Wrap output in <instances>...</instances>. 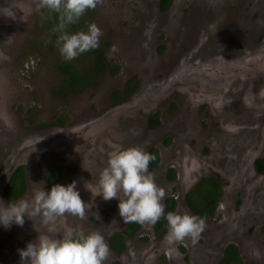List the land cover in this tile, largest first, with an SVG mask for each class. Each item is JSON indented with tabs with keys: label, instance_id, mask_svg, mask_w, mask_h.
Instances as JSON below:
<instances>
[{
	"label": "rangeland",
	"instance_id": "rangeland-1",
	"mask_svg": "<svg viewBox=\"0 0 264 264\" xmlns=\"http://www.w3.org/2000/svg\"><path fill=\"white\" fill-rule=\"evenodd\" d=\"M157 3L103 0L88 10L89 24L103 31L99 47L105 69L93 87L61 98L55 94L60 75L55 72L54 42L44 31L46 24L52 31L58 21L42 20L35 0H0V192L13 165L23 166L26 187L16 202H31L41 188L48 192L56 184L67 186L75 180L87 205L83 220L65 215L45 223L37 216L25 217L22 227L0 225V264H21L19 250L28 243H38L40 236L62 239L69 227L85 234L99 232L105 241L123 229L119 201H105L96 194L111 155L130 147L164 153L154 178L166 196L177 198L174 213L194 215L184 194L208 175L211 153H227L230 189L228 196L220 197L222 210L204 217L207 227L198 243L186 239L170 245L167 233L150 240L151 225L145 224L137 239L129 241L127 255L111 254L105 264H154L159 253L167 254V264H211L213 254L215 260L231 242L239 243L244 257L260 264L262 247L257 242L264 245V185L254 184L251 165L264 158V61L256 67L261 85L239 84L227 78L231 73L223 51L240 50L236 43L241 39L243 48L253 46L257 35H248L249 29L264 21V0H175L165 13ZM235 14H243L238 27L231 22ZM262 25L263 39L252 53L264 52ZM211 47L221 51L206 54ZM49 48L53 50L47 52ZM116 66L117 72L111 73ZM240 74H252L249 65ZM133 77L138 87L112 105V93L123 94ZM155 113L157 124L150 126L149 117ZM218 127L228 128L222 146L211 135L219 133ZM28 144L33 146L22 149ZM196 144L201 155L193 151L192 156ZM174 148L177 155L170 153ZM170 166L176 174L173 184L162 182ZM53 171L56 178L50 185L46 174ZM182 245L187 260L176 247Z\"/></svg>",
	"mask_w": 264,
	"mask_h": 264
},
{
	"label": "clouds",
	"instance_id": "clouds-1",
	"mask_svg": "<svg viewBox=\"0 0 264 264\" xmlns=\"http://www.w3.org/2000/svg\"><path fill=\"white\" fill-rule=\"evenodd\" d=\"M102 3L103 0H35L42 20H51L52 14H56L58 22L52 33L58 34L55 45L65 61H72L99 47L103 31L95 23L89 24L87 31L74 34H70L68 28L78 23L86 11L94 10ZM155 159L139 147L114 152L100 173L96 196H102L105 201L118 200L119 215L124 223L154 226L163 217L167 220L166 240L170 245L186 239L196 244L207 227L206 219L187 213L168 212L165 215L162 201L166 192L149 172V164ZM86 208L74 180L67 186L56 184L48 192L41 188L31 202L22 199L4 205L0 201V225L6 229L12 224L22 227L25 217L32 220L37 216L45 223L65 215L83 220ZM110 254V248L99 232L85 234L83 230L70 227L62 239L40 236L38 243H28L19 250L21 264H105Z\"/></svg>",
	"mask_w": 264,
	"mask_h": 264
},
{
	"label": "flooded vegetation",
	"instance_id": "flooded-vegetation-1",
	"mask_svg": "<svg viewBox=\"0 0 264 264\" xmlns=\"http://www.w3.org/2000/svg\"><path fill=\"white\" fill-rule=\"evenodd\" d=\"M159 1V0H158ZM263 1V0H262ZM175 0H171L169 6L167 7L166 10L164 11H161L163 13L167 12L170 10V8L172 7V5L174 4ZM157 9H158V3H157ZM159 10V9H158ZM235 16H232L231 15V22L233 21V23H236L237 24V27L240 23V18H243V14L239 15V14H235ZM264 18V14H261ZM257 22V21H256ZM255 22V25L252 26V28L249 29V34L248 35H251V34H256L257 37L256 39L253 41V46H250L249 48H243V42H245L244 40H240L239 42H237L236 44L239 45V49L240 50H237V51H232V50H228V51H223L225 52L226 54L224 55V60L227 62L225 63L226 65H228L229 70H230V75L227 77L228 79L232 78V79H235L237 81V83H250V84H256V85H261L262 82H263V78L261 77V75L259 73H257V66L261 63H263L264 61V52L263 53H252V51L254 50V48L262 41L263 39V28H262V22L264 24V21H261V22ZM257 24V25H256ZM229 36V34H228ZM217 42V41H216ZM250 44V43H249ZM252 45V44H251ZM241 46L243 49H241ZM160 49L162 50L163 47L161 46ZM164 50V49H163ZM195 50H197V48H195ZM221 50H215L211 47V49L207 52L206 51V54H214V56L217 54L216 52H220ZM219 55V54H218ZM207 59H210V57H207ZM246 65H249V68L251 69V72L252 74H248V75H241L240 73L242 71H245L246 70ZM225 71V69H224ZM228 71V69H227ZM232 81V80H231ZM264 86V85H263ZM259 98V97H258ZM170 106V104H169ZM171 109L173 110H176V103L175 104H171ZM192 119V117H191ZM192 121V120H191ZM219 129V133H216V131H214L211 135L214 136V139H216L217 141V144L218 145H224L223 143L225 141H221L224 139V135L227 136L226 133H228V128H223V127H218ZM235 134V133H234ZM206 146L209 148H211V144L209 142H206ZM151 149H154V155L156 156V161H155V166L153 167V169H149V172H151L153 175L157 174V171L158 169L161 167L162 165V155H164V153H160L157 149L153 148V147H150L146 150V152L149 153V151ZM163 149H165V146H163ZM199 149V145L196 144V146L191 150L192 152V156H193V151H197V154H200L201 155V151ZM170 153L172 155H177L178 153V149L177 148H174V149H171L170 150ZM233 160V159H232ZM233 162L235 163V160H233ZM261 162V163H259ZM229 165H231V161L230 159H228V155L227 153L224 151V150H221L219 152H216V153H211V155L207 158V174L206 176L200 178V180L197 182L196 185H194L189 191L185 192L184 194V199H185V202L187 204V207H189L188 203H187V200H186V196L188 193L190 192H194L192 194V196L194 198H197L198 195L200 194H206L207 192H215V200L212 202V205L208 207V210L212 212L211 216L213 214H215L219 209H221L220 207V204H219V200H220V197L221 196H224L227 194L228 196V193H229V189H227V186H228V182H229V179H230V174H229ZM149 167H151V164H149ZM251 172L252 174L254 175L253 177V181L255 182L254 184L255 185H264V158L263 157H259V158H256L254 159V161L252 162V165H251ZM176 179V174H175V170L173 167H167L165 168V170L163 171V174H162V182L164 181V183L166 182H169L170 184H173V181ZM262 179V180H261ZM55 181H53L54 183ZM53 183H51L50 185H52ZM252 184V185H254ZM7 185H5L6 187ZM4 187V188H5ZM236 189V188H234ZM254 189H258V188H254ZM171 190V188H170ZM240 192H242L241 190H239ZM244 191L247 193V190L244 189ZM166 192V191H165ZM264 192V187L262 188V191L260 193ZM167 194V193H166ZM250 194V193H249ZM255 194H258V193H255ZM21 198V197H20ZM18 198V199H20ZM17 199V200H18ZM168 199H172L173 202H167ZM176 199L177 198H174L173 195L171 196H166L164 198V200L162 201V203L165 205V215L167 214V211L169 209H171L170 211L171 212H175V209H176ZM246 199V198H245ZM17 200H4L3 199V196H2V201L3 203L6 205L10 202L12 203H15ZM243 200V198H242ZM258 198H255L254 199V204L255 202H257ZM245 200H243L244 202ZM250 208V207H248ZM190 209V207H189ZM191 210V209H190ZM222 210V209H221ZM192 211V210H191ZM250 213H254L253 210H249ZM247 211V212H249ZM193 212V211H192ZM194 214V212H193ZM195 215V214H194ZM205 216H209L208 214L204 213V216H202L203 218ZM162 225V226H161ZM161 225L159 226H153L151 225V232H150V240L151 239H160L161 237L165 236L166 233H167V230H168V225L166 223H162ZM128 226V223H125V226L123 229H121L119 232H115V233H118V234H123V230ZM142 225L139 226V228L137 229V231L132 234V236H125V235H122L123 237V242H124V248L122 251H116V250H113L111 247H110V238L112 237V234L108 240L106 241V243L108 244L109 248H110V253L115 257V256H121L122 254L125 256V254L127 255L128 251H129V247H130V244H131V240L133 239H137L136 236H138L139 232H140V229L142 228L141 227ZM129 230V228H127ZM129 241H130V244H129ZM145 241V240H143ZM146 241H149V238L146 239ZM234 245L236 248H237V251H238V257L240 259V263L241 264H258L255 260H251L249 259L248 257H244V253L242 251V249L240 248V245L239 243H227L226 245L223 246V248H221L220 252L217 253V256H216V259H214V254L213 256L211 257L210 259V262L211 264H219L220 261L224 258V252H225V249L230 245ZM258 245H260L262 247V249H260V253L261 254V259L258 261L260 264H264V245L263 243H260V241L257 242ZM178 251L183 255V258L184 260H187V254H186V250L185 248H183V245L182 246H176ZM175 247V249H176ZM158 248L155 249V254L154 256L156 255V252H157ZM110 254V255H111ZM246 256V254H245ZM153 258H156L153 257ZM246 260V261H245ZM167 261H168V256L166 253H159L157 255V258L156 260H152L151 263H154V264H167Z\"/></svg>",
	"mask_w": 264,
	"mask_h": 264
},
{
	"label": "trees",
	"instance_id": "trees-1",
	"mask_svg": "<svg viewBox=\"0 0 264 264\" xmlns=\"http://www.w3.org/2000/svg\"><path fill=\"white\" fill-rule=\"evenodd\" d=\"M171 0H159L158 1V9L160 11H164L169 6ZM45 15L47 12L45 10ZM53 18L51 21H57L56 14H52ZM92 15L89 11H86L84 16L79 20L78 23L75 25H71L68 28V32L70 34H74L78 31H87V27L90 22V17ZM44 29V28H43ZM50 33L51 41L54 42V50L52 48L47 49V52H51V49L56 53L54 63H55V72L59 74L60 80L58 88L55 94L59 97H64L67 95L76 96L81 93L83 90L93 87L99 75L105 69V57L104 52L101 47L97 49L90 50L79 55L76 59L72 61H65L63 57L60 55L58 48L55 45V40L58 34H54L49 28V25H45V30ZM53 54V53H52ZM118 70L117 66L110 70L111 73H116ZM138 81L135 77L129 79L126 84L125 91L123 94H119L118 92H113L111 95V104L115 105L120 103L124 98H126L132 91H134L138 86ZM157 113L151 115L149 117L150 126L157 124ZM150 154L154 155V149L149 151ZM155 156V155H154ZM156 157V156H155ZM155 161L150 162L151 167L149 169H153L155 166ZM261 163V162H259ZM56 172H48L46 174V181L51 184L56 178ZM7 186L3 189L2 196L4 200H17L20 198L25 192V171L23 166H18L10 175ZM194 192H190L186 196L187 203L190 209L194 212L197 216H204V213L211 216L212 212L208 210V207L212 205V202L215 200V192H207L205 195L200 194L197 198L192 196ZM215 197V198H214ZM167 202H173L172 199H168ZM169 209L167 211H170ZM166 223L167 220L165 218H161L155 226H159L161 224ZM140 224L135 222L128 223V226L123 230V234L114 233L110 238V247L116 251H122L124 248V242L122 235L132 236L137 229L139 228ZM162 226V225H161ZM129 228V230L127 229ZM219 264H241L240 259L238 257L237 248L230 244L224 252V258L220 261Z\"/></svg>",
	"mask_w": 264,
	"mask_h": 264
},
{
	"label": "water",
	"instance_id": "water-1",
	"mask_svg": "<svg viewBox=\"0 0 264 264\" xmlns=\"http://www.w3.org/2000/svg\"><path fill=\"white\" fill-rule=\"evenodd\" d=\"M133 105H135L134 102H132L130 106H133ZM120 107H122V105H121V106H117V107H115L113 110L116 111V110L120 109ZM115 113L118 114L119 112L117 111V112H115ZM32 146H33L32 144H28V145H25L22 149L30 148V147H32ZM38 146H40V145H38ZM17 167H18V166L13 165L12 170H11V174H12V172H13ZM8 179H9V178H8ZM7 181H8V180H7ZM6 184H7V182L5 183V185H6ZM3 188H4V187H3ZM2 192H3V190L0 192V193H1V196H2Z\"/></svg>",
	"mask_w": 264,
	"mask_h": 264
}]
</instances>
